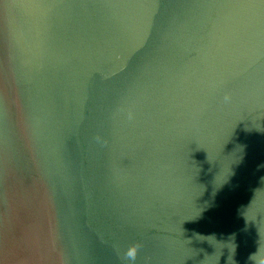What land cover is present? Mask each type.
Returning a JSON list of instances; mask_svg holds the SVG:
<instances>
[{"label": "water", "instance_id": "obj_1", "mask_svg": "<svg viewBox=\"0 0 264 264\" xmlns=\"http://www.w3.org/2000/svg\"><path fill=\"white\" fill-rule=\"evenodd\" d=\"M0 264H264V0H0Z\"/></svg>", "mask_w": 264, "mask_h": 264}, {"label": "clouds", "instance_id": "obj_2", "mask_svg": "<svg viewBox=\"0 0 264 264\" xmlns=\"http://www.w3.org/2000/svg\"><path fill=\"white\" fill-rule=\"evenodd\" d=\"M136 253H137V248H136V247H133L132 249H130V250L126 253V256H127L129 259L134 260L135 257H136Z\"/></svg>", "mask_w": 264, "mask_h": 264}]
</instances>
